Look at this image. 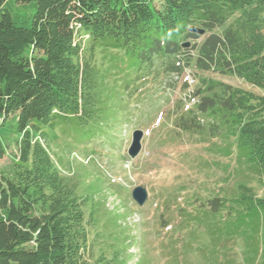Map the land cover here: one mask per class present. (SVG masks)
Listing matches in <instances>:
<instances>
[{
	"label": "trees",
	"instance_id": "obj_1",
	"mask_svg": "<svg viewBox=\"0 0 264 264\" xmlns=\"http://www.w3.org/2000/svg\"><path fill=\"white\" fill-rule=\"evenodd\" d=\"M11 3L33 11L21 17ZM190 28L207 36L196 43ZM107 53L173 78L193 67L264 90V0H0V127L15 115L19 134L17 159L0 172V264H106L88 252L90 197L60 174L47 143L51 132L86 140L104 119ZM190 98L195 114L176 127H198L195 115L232 125L264 182V96L209 78ZM250 195L264 209V195Z\"/></svg>",
	"mask_w": 264,
	"mask_h": 264
},
{
	"label": "rangeland",
	"instance_id": "obj_2",
	"mask_svg": "<svg viewBox=\"0 0 264 264\" xmlns=\"http://www.w3.org/2000/svg\"><path fill=\"white\" fill-rule=\"evenodd\" d=\"M11 5L21 17L33 11L30 5ZM231 19L214 33L220 34ZM76 39H86L85 33L80 31ZM105 56L99 95L104 119L86 140L51 132L47 143L60 174L77 193L90 197L91 260L264 264V209L255 197L249 198L250 193L263 197L264 182L238 153L233 126L195 115L198 127H176L180 119L195 114V98L185 100L189 91L199 88L200 79H216L257 96H264V90L193 67L175 80L156 63L152 69L121 54ZM15 118L11 115L0 127L2 173L17 159ZM135 130L142 131L143 138L139 154L131 160L127 149ZM135 187L146 191L142 206L131 198Z\"/></svg>",
	"mask_w": 264,
	"mask_h": 264
},
{
	"label": "water",
	"instance_id": "obj_3",
	"mask_svg": "<svg viewBox=\"0 0 264 264\" xmlns=\"http://www.w3.org/2000/svg\"><path fill=\"white\" fill-rule=\"evenodd\" d=\"M190 32L196 33L200 36L204 35V30L196 29V28H190ZM189 44H186V47H188ZM143 137V132L140 130H135L132 132L131 135V142L127 149V155L130 159L136 158V156L139 154L141 150V140ZM131 197L133 201L137 203L138 206H142L144 202L146 201L147 195L146 191L142 187H135L131 192Z\"/></svg>",
	"mask_w": 264,
	"mask_h": 264
}]
</instances>
